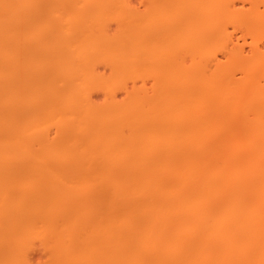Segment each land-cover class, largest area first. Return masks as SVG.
<instances>
[{
    "label": "bare ground",
    "instance_id": "obj_1",
    "mask_svg": "<svg viewBox=\"0 0 264 264\" xmlns=\"http://www.w3.org/2000/svg\"><path fill=\"white\" fill-rule=\"evenodd\" d=\"M36 243L264 264V0H0V264Z\"/></svg>",
    "mask_w": 264,
    "mask_h": 264
},
{
    "label": "rangeland",
    "instance_id": "obj_2",
    "mask_svg": "<svg viewBox=\"0 0 264 264\" xmlns=\"http://www.w3.org/2000/svg\"><path fill=\"white\" fill-rule=\"evenodd\" d=\"M137 1L139 2L140 0H137ZM248 6L249 5H247V7ZM141 7L143 9V8H145V5H141ZM233 30H234L233 26L230 25L229 26V31L230 32L231 31L233 32ZM241 35H242V32H240V31L235 32V37H238V36H241ZM248 41H251V38L250 37H248ZM94 97H95V99L97 101L103 102V100L105 98V95L103 94L102 91H95L94 92ZM35 247L37 248V250L35 249L33 251L34 253L31 255L33 257L34 264H43L46 261V256H45L46 254L43 251L41 245H37V243H36V246Z\"/></svg>",
    "mask_w": 264,
    "mask_h": 264
}]
</instances>
